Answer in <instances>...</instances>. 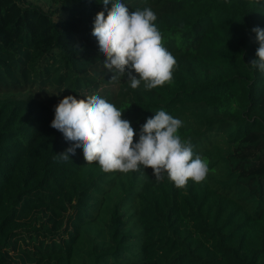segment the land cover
I'll use <instances>...</instances> for the list:
<instances>
[{
	"label": "trees",
	"instance_id": "16d2710c",
	"mask_svg": "<svg viewBox=\"0 0 264 264\" xmlns=\"http://www.w3.org/2000/svg\"><path fill=\"white\" fill-rule=\"evenodd\" d=\"M54 1L0 0V264H264V72L251 65L264 0H122L154 12L176 60L151 90L105 69L103 0ZM69 95L114 104L134 142L166 111L206 178L105 172L82 149L60 160L75 142L51 123Z\"/></svg>",
	"mask_w": 264,
	"mask_h": 264
},
{
	"label": "clouds",
	"instance_id": "9594fccd",
	"mask_svg": "<svg viewBox=\"0 0 264 264\" xmlns=\"http://www.w3.org/2000/svg\"><path fill=\"white\" fill-rule=\"evenodd\" d=\"M105 12L97 14L92 35L98 39L105 69L112 72L113 80L127 76L132 89L144 82L151 90L169 83L176 64L174 56L163 46L162 36L151 9L129 11L122 0H103ZM111 7L109 9V5ZM259 47L258 59L251 65L264 72V29L254 27ZM128 69V71H126ZM135 73V74H133ZM51 127L61 132L67 141L75 142L65 152L57 154L68 161L77 149H82L88 164L98 162L105 172L128 173L151 168L157 181L162 173L177 188L189 180L203 181L208 166L199 155L194 158L190 142H182L177 134L182 122L159 110L141 127L139 141L131 123L114 104L99 95L77 99L69 95L55 107Z\"/></svg>",
	"mask_w": 264,
	"mask_h": 264
},
{
	"label": "rangeland",
	"instance_id": "374dc122",
	"mask_svg": "<svg viewBox=\"0 0 264 264\" xmlns=\"http://www.w3.org/2000/svg\"><path fill=\"white\" fill-rule=\"evenodd\" d=\"M32 2L35 5L41 7L44 11H46L48 13H51L52 11H55L58 8V6H59V3L54 1V0H32ZM55 18H57V16ZM8 96H11V95L0 94V99L6 98Z\"/></svg>",
	"mask_w": 264,
	"mask_h": 264
}]
</instances>
